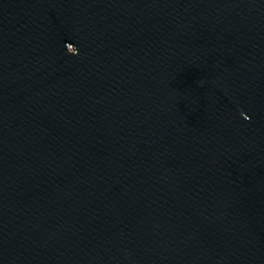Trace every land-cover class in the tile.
<instances>
[{
  "label": "water",
  "instance_id": "95a60500",
  "mask_svg": "<svg viewBox=\"0 0 264 264\" xmlns=\"http://www.w3.org/2000/svg\"><path fill=\"white\" fill-rule=\"evenodd\" d=\"M0 264H264V0H0Z\"/></svg>",
  "mask_w": 264,
  "mask_h": 264
}]
</instances>
